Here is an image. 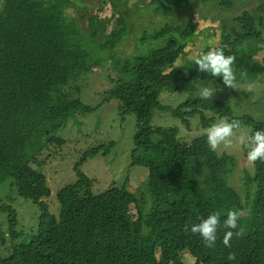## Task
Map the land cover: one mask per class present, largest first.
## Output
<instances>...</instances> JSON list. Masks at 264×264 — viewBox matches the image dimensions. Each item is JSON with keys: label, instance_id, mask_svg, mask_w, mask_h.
<instances>
[{"label": "trees", "instance_id": "trees-1", "mask_svg": "<svg viewBox=\"0 0 264 264\" xmlns=\"http://www.w3.org/2000/svg\"><path fill=\"white\" fill-rule=\"evenodd\" d=\"M107 1L111 18L118 14L109 32L108 20L98 17L102 8L86 17L82 0H0V192L12 194L0 198V253L6 243L10 248L0 255V264H183V252L192 264H264V162L244 172L240 196L227 181L233 156L211 150L206 134L180 142L176 127L151 122L153 114L169 111L186 128L191 119L206 129L225 116L252 125L249 117L233 116L225 100L189 96L191 84L221 85L220 77L198 72L193 60L175 66L194 40L196 4L230 11L237 0H135L137 14L151 10L177 22L151 29L141 25L132 36L133 52L122 59L119 49L130 29L126 3ZM239 1L256 5L220 23L217 47L236 57V80L243 82L241 72L250 79L264 74V63L253 59L257 45L264 47V0ZM78 8L85 29L73 16ZM96 90L106 95L103 103L119 102L123 117H135L128 167L144 174V190L129 186L125 169L120 185L96 193L80 167L99 151L109 152L99 145L73 164L76 178L54 192L53 210L46 202L50 188L43 167L59 155L58 131L69 121L77 123V114L101 107L87 100ZM165 93L188 95L181 107H165L160 104ZM261 129L263 124L255 130ZM14 197L37 208L27 236L17 229ZM230 209L241 213L238 224L244 229L243 236L232 238L231 248L222 243L223 229L212 248L184 231L186 223L212 212H220L223 221ZM229 252L236 253L235 261L227 259Z\"/></svg>", "mask_w": 264, "mask_h": 264}, {"label": "rangeland", "instance_id": "rangeland-1", "mask_svg": "<svg viewBox=\"0 0 264 264\" xmlns=\"http://www.w3.org/2000/svg\"><path fill=\"white\" fill-rule=\"evenodd\" d=\"M88 8L87 13H82L86 17L93 15L99 8L98 17L100 19L105 18L108 20V29L110 31L112 27V21L118 17V14L113 15L111 18V6L107 0H82ZM127 10L125 15L129 17L130 29L126 36V41L123 42L121 49H119L118 58H124L126 55H130L133 52V40L132 36L139 34L141 31V25L145 29H151V27H157L159 24L165 22L176 23V20L165 19L163 17L155 16L149 10L148 13H144V10L138 12L134 3L135 0H124ZM256 5L252 2L235 1L234 8L230 11L221 10L212 4L201 5L196 4V11L192 22L195 23V37L194 40L189 42L184 48V55L178 57L175 66H183L186 61H194V59L213 47H217L219 43L220 23L229 21L233 16L237 15L242 9H251ZM80 8L74 11L73 16L79 21V24L85 29L86 25L79 19ZM170 16L174 14V10L169 11ZM203 17V18H200ZM220 16L219 20L211 21L210 18ZM106 32V33H107ZM246 45V44H245ZM253 59L258 63H264V47L257 45V51L254 54ZM99 78L105 79L104 75H100ZM106 85L107 82L103 81ZM201 86H207L216 88L218 92L213 98L225 100L228 103V108L232 112L233 116L237 117H249L252 120V125H245L246 131L253 132L255 129L260 128L261 124L264 125V74L255 79L244 78L243 82L237 81L235 87H225L221 81V85L213 83H204L203 85H192L189 89V96L199 94ZM105 89V87H104ZM104 92V90H102ZM96 95L88 94L87 100L91 107L96 104H100L101 107L96 112H89L84 115L77 114L76 122L69 121L67 125L58 131L57 135L63 141L60 149H58L59 155L51 158L43 167V172L46 177V182L50 188V196L46 199L51 209L54 210L52 195L54 192L65 183L72 182L76 177L72 171L73 164L78 161L79 157L86 151L99 146L104 145L110 148L109 152L103 155L102 150L94 157L87 158L80 167L82 173L88 178L94 181L93 190L101 192L107 189L110 185H120L126 175L125 169L129 171V186L131 188L137 187L138 192L144 190V174L138 171L136 168H129V155L133 149V137L136 132L135 124L136 120L134 115L122 116L119 108L120 103L113 100L109 103L102 102L106 95L101 94L99 90H96ZM166 95L160 98V104L162 106L178 107L183 104L184 99L188 94H185L183 99V93H165ZM190 108L191 106L188 105ZM210 115V114H208ZM152 124L163 127H176L178 129V140L180 142H190L194 137H199L205 134V129L199 126L198 119H191L190 125L186 128L185 124L179 120H175L169 111H159L153 114ZM216 118V116H215ZM219 118H216L214 122H217ZM213 124V122L211 123ZM217 153L225 152L228 155L233 156L234 166L231 172L227 176L228 184L235 189L240 196L243 195V176L244 172H252L253 166L249 164L246 159L247 148L246 146H237L234 149L224 150L223 146L216 150ZM6 195H12L10 192H0V198H5ZM13 208L17 212V224L18 228L22 230L23 235L29 233L33 227L34 219L37 216V208L35 205L20 197H14L11 201ZM53 206V207H52ZM35 212V214H34ZM135 216L134 211L131 212ZM3 217V216H2ZM3 225V224H2ZM3 228L5 226L3 225ZM6 237V241H9L7 231L3 229ZM6 243L5 252H1L0 255L6 253L10 248ZM181 261L183 264H192L194 259L188 256L186 252L181 254Z\"/></svg>", "mask_w": 264, "mask_h": 264}, {"label": "clouds", "instance_id": "clouds-1", "mask_svg": "<svg viewBox=\"0 0 264 264\" xmlns=\"http://www.w3.org/2000/svg\"><path fill=\"white\" fill-rule=\"evenodd\" d=\"M125 11L124 16L126 17ZM126 18L129 17L127 16ZM235 61L236 57L234 55H225L222 48L213 47L207 52L198 55L194 59V65L198 72L209 73L215 78L220 77L225 87L233 88L237 83L236 72L233 67ZM240 75L245 78L247 73L241 72ZM217 90H219L218 87L201 86L199 96L202 99L211 100L218 92ZM197 110L198 108L195 111ZM205 134L207 144L213 151L220 149L221 146H223L224 150L234 149L237 146H246V159L249 164L254 166L257 161L264 162V129L255 130L249 134L241 120L229 119L225 116L207 127ZM240 218L241 213L235 209L228 210L223 221H221L220 212H212L197 223H186L184 231L198 235L204 241L205 247L212 248L215 247L218 231L223 229L222 243L225 247L231 248L230 241L232 238L234 236L239 238L244 234V229L239 227L238 224ZM227 259L235 261L236 253L229 252Z\"/></svg>", "mask_w": 264, "mask_h": 264}]
</instances>
